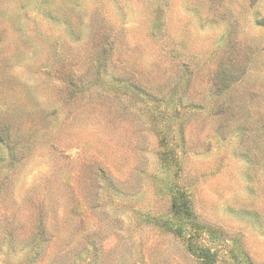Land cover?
<instances>
[{
  "label": "rangeland",
  "instance_id": "1",
  "mask_svg": "<svg viewBox=\"0 0 264 264\" xmlns=\"http://www.w3.org/2000/svg\"><path fill=\"white\" fill-rule=\"evenodd\" d=\"M0 264H264V0H0Z\"/></svg>",
  "mask_w": 264,
  "mask_h": 264
}]
</instances>
